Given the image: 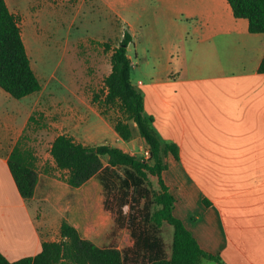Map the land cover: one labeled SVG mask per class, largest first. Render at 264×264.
I'll use <instances>...</instances> for the list:
<instances>
[{
	"label": "crops",
	"instance_id": "crops-1",
	"mask_svg": "<svg viewBox=\"0 0 264 264\" xmlns=\"http://www.w3.org/2000/svg\"><path fill=\"white\" fill-rule=\"evenodd\" d=\"M157 1L167 8L177 41L169 44L168 48H175L165 58L168 66L161 78H150L140 87L144 112L153 118L159 138L179 149L177 161L171 155L165 159L168 168L163 179L169 192L174 196L170 186L189 187L200 216L182 213L183 218L175 196L173 213L200 248L224 264H264V74L258 72L264 33H250L248 21L235 18L226 0ZM146 57L142 62L138 58L135 66L152 65ZM4 96L5 101H0V253L15 262L37 255L42 242L59 241L51 238L49 216L41 214L46 219L39 221L36 213L47 206L61 218L59 189L69 194L78 188L54 180L52 174L59 171L50 159L47 168L43 163L42 173L35 171L31 200L19 195L8 159L27 127L29 111ZM115 137L119 138L114 132ZM170 169L173 173L167 178ZM94 179L84 185L96 186ZM65 221L80 232L73 218ZM198 264L216 263L201 259Z\"/></svg>",
	"mask_w": 264,
	"mask_h": 264
},
{
	"label": "rangeland",
	"instance_id": "rangeland-1",
	"mask_svg": "<svg viewBox=\"0 0 264 264\" xmlns=\"http://www.w3.org/2000/svg\"><path fill=\"white\" fill-rule=\"evenodd\" d=\"M5 1L19 19L30 65L41 85L38 93L13 100L19 101L17 103L29 111L27 127L20 141L29 158L33 159L35 171L42 173L43 163L48 167L50 143L60 134L69 135L87 146L107 144L121 148L138 159H147L148 147L139 137L136 127L131 124L133 135L127 142L112 138L113 120L120 114L112 109L105 111L99 108L93 103V97L101 95L103 80L111 68V53L104 50L103 44L108 43L112 48L117 46L125 32L132 37L127 55L133 63L130 70L133 86L140 91L141 85L147 84L150 78H161L168 66L165 58L173 55L175 48L168 47L177 41L174 29L170 27L172 23L165 13L167 8L160 6L157 0ZM145 55L152 65L135 66L138 58L142 62ZM158 58L160 61H157ZM4 95L0 89L1 102L5 101ZM102 163L107 165L106 157L102 158ZM171 173L173 169L166 177L169 178ZM52 175L63 185V172ZM94 180L96 186L88 183L69 194L59 189L60 209L63 211L61 218L53 215L47 206L46 211H41L39 207L36 216L39 221L46 219L41 214L49 216L53 241L59 240L58 224L66 222L67 217L79 224L82 237L100 247H115L124 251L133 245L129 230L114 224L113 213L103 206L102 187L96 178ZM170 190L178 205L182 206V217V213L200 216L196 202L190 197L193 191L189 187L182 185L174 190L170 186ZM108 206L113 211L114 201L109 200ZM123 211L127 213L128 208L124 207ZM163 236L169 255L172 241L169 226L164 225Z\"/></svg>",
	"mask_w": 264,
	"mask_h": 264
},
{
	"label": "trees",
	"instance_id": "trees-1",
	"mask_svg": "<svg viewBox=\"0 0 264 264\" xmlns=\"http://www.w3.org/2000/svg\"><path fill=\"white\" fill-rule=\"evenodd\" d=\"M226 1L235 18L248 21L250 33H264V0ZM131 42L132 37L125 32L117 46L103 44L104 50L111 53V68L103 80L101 95H95L93 103L120 114L113 120V130L122 141L131 140V124L134 125L148 147L149 157L138 159L107 144L87 146L65 134L52 140L48 154L69 187L79 188L92 178L98 180L104 208L113 213L118 228L129 230L133 245L124 251L99 247L83 239L69 223L62 222L58 242H42L37 255L15 262L7 261L0 253V264H198L201 259L224 264L220 257L205 253L173 213L175 198L163 174L168 168L166 157L171 155L177 161L179 149L173 142H163L153 127V118L145 115L143 94L133 86L130 77L127 47ZM258 72L264 74V56ZM0 89L15 100L41 89L22 40L19 19L10 12L5 0H0ZM28 155L19 141L8 159L15 187L27 202L33 197L37 177L33 159ZM103 157L107 158L106 166ZM109 200L114 201L113 211ZM124 207L128 208L127 213ZM164 225L172 229L169 255L165 250Z\"/></svg>",
	"mask_w": 264,
	"mask_h": 264
},
{
	"label": "bare ground",
	"instance_id": "bare-ground-1",
	"mask_svg": "<svg viewBox=\"0 0 264 264\" xmlns=\"http://www.w3.org/2000/svg\"><path fill=\"white\" fill-rule=\"evenodd\" d=\"M26 44H27V42H26Z\"/></svg>",
	"mask_w": 264,
	"mask_h": 264
}]
</instances>
